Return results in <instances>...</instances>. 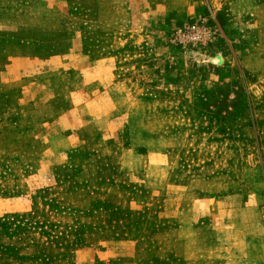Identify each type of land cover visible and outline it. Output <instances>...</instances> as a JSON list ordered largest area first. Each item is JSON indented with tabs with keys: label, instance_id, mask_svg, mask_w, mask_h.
Listing matches in <instances>:
<instances>
[{
	"label": "rangeland",
	"instance_id": "374dc122",
	"mask_svg": "<svg viewBox=\"0 0 264 264\" xmlns=\"http://www.w3.org/2000/svg\"><path fill=\"white\" fill-rule=\"evenodd\" d=\"M227 13L0 0V264H264V75Z\"/></svg>",
	"mask_w": 264,
	"mask_h": 264
},
{
	"label": "crops",
	"instance_id": "0c3cea01",
	"mask_svg": "<svg viewBox=\"0 0 264 264\" xmlns=\"http://www.w3.org/2000/svg\"><path fill=\"white\" fill-rule=\"evenodd\" d=\"M223 10L228 12L231 27H235L229 36L235 44L236 55L240 56L239 61L247 70L264 75V0H217V13ZM24 59L31 66L30 57L26 56ZM9 72L11 71L8 69L4 70L5 75ZM29 75L30 73L21 70L15 76L7 78V81L11 82L14 78V81L21 84L23 91H28L40 82L38 77Z\"/></svg>",
	"mask_w": 264,
	"mask_h": 264
}]
</instances>
